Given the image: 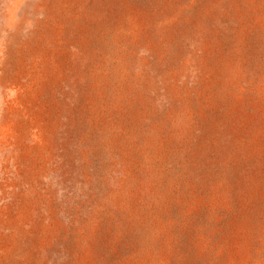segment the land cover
Masks as SVG:
<instances>
[{
	"label": "rangeland",
	"instance_id": "1",
	"mask_svg": "<svg viewBox=\"0 0 264 264\" xmlns=\"http://www.w3.org/2000/svg\"><path fill=\"white\" fill-rule=\"evenodd\" d=\"M0 264H264V0H0Z\"/></svg>",
	"mask_w": 264,
	"mask_h": 264
}]
</instances>
